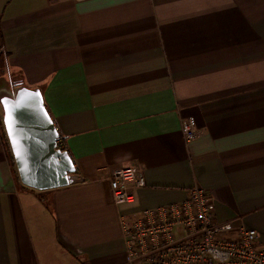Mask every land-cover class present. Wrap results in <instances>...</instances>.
Returning <instances> with one entry per match:
<instances>
[{
    "label": "crops",
    "instance_id": "obj_1",
    "mask_svg": "<svg viewBox=\"0 0 264 264\" xmlns=\"http://www.w3.org/2000/svg\"><path fill=\"white\" fill-rule=\"evenodd\" d=\"M0 51V84L43 90L84 179L24 186L0 121V264H126L123 222L196 185L264 244V0H0ZM126 168L146 187L118 207Z\"/></svg>",
    "mask_w": 264,
    "mask_h": 264
},
{
    "label": "built area",
    "instance_id": "obj_2",
    "mask_svg": "<svg viewBox=\"0 0 264 264\" xmlns=\"http://www.w3.org/2000/svg\"><path fill=\"white\" fill-rule=\"evenodd\" d=\"M182 133L187 143L200 137L192 118L182 122ZM58 149L68 151L62 135ZM110 183L118 207L135 204L136 192L146 187L137 168L117 170ZM123 229L126 264H264L258 232L219 223L210 195L199 185L186 201L145 210L123 222Z\"/></svg>",
    "mask_w": 264,
    "mask_h": 264
},
{
    "label": "water",
    "instance_id": "obj_3",
    "mask_svg": "<svg viewBox=\"0 0 264 264\" xmlns=\"http://www.w3.org/2000/svg\"><path fill=\"white\" fill-rule=\"evenodd\" d=\"M38 94V95H37ZM3 123L17 167L27 188L47 192L79 184L69 151L58 149L60 133L42 89L0 84Z\"/></svg>",
    "mask_w": 264,
    "mask_h": 264
},
{
    "label": "trees",
    "instance_id": "obj_4",
    "mask_svg": "<svg viewBox=\"0 0 264 264\" xmlns=\"http://www.w3.org/2000/svg\"><path fill=\"white\" fill-rule=\"evenodd\" d=\"M7 67H8V56L4 52L0 51V77L3 75V72L7 69ZM13 84H14V87L24 85V83L22 81H17V80L13 81ZM42 92H43V90H42ZM1 126H2V132H3L6 147L11 152L10 161H11L12 167L14 169V172L17 174V176L19 178L17 167L15 164V160H14V157L12 154L10 143H9V140H8V137H7V134L5 131L4 123H3V113H2V117H1Z\"/></svg>",
    "mask_w": 264,
    "mask_h": 264
},
{
    "label": "rangeland",
    "instance_id": "obj_5",
    "mask_svg": "<svg viewBox=\"0 0 264 264\" xmlns=\"http://www.w3.org/2000/svg\"><path fill=\"white\" fill-rule=\"evenodd\" d=\"M25 84H26L25 86H27L28 88H32V86H31L30 83L26 82ZM2 113H3V110H2V108H1V106H0V121H1Z\"/></svg>",
    "mask_w": 264,
    "mask_h": 264
},
{
    "label": "snow or ice",
    "instance_id": "obj_6",
    "mask_svg": "<svg viewBox=\"0 0 264 264\" xmlns=\"http://www.w3.org/2000/svg\"><path fill=\"white\" fill-rule=\"evenodd\" d=\"M38 95V94H37Z\"/></svg>",
    "mask_w": 264,
    "mask_h": 264
}]
</instances>
